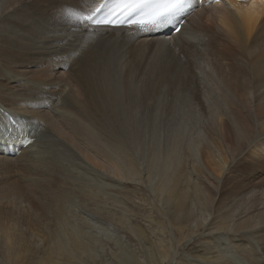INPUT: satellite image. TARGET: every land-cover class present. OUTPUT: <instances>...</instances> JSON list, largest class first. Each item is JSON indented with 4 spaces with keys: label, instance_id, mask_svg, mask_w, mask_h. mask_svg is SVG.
Wrapping results in <instances>:
<instances>
[{
    "label": "rangeland",
    "instance_id": "374dc122",
    "mask_svg": "<svg viewBox=\"0 0 264 264\" xmlns=\"http://www.w3.org/2000/svg\"><path fill=\"white\" fill-rule=\"evenodd\" d=\"M49 1L0 0V85L4 88L3 92L10 88L9 93L24 87L31 91L41 89V86H45L44 88L50 86L51 89H47L54 98L61 96L69 105L67 110L60 106L57 109L31 110L23 106H14L28 117H31L29 113L32 111L43 112L42 116L48 123L41 119L37 126L56 135L57 139L67 145V151L70 152L69 155L63 152L64 148L48 145L46 141H42L43 137L38 139L43 145L50 146L44 152L46 165L42 169V176L47 178L53 175L66 187L71 196L67 205L69 212L67 225L78 229L79 235L70 236L65 242L70 246L74 240L86 247L82 254H77L70 261L63 256L62 264H107V261L124 264L119 259L121 248L108 240L109 238L106 239V236L103 238L102 247L98 238L88 236V232L91 231L99 235L97 232L100 231L97 229L100 228H88L85 222L87 217L110 225L115 230L117 238L130 247L129 256H125L127 261L129 257L135 256L141 264H152L149 257L153 255L150 250H153L156 257L160 256V252L166 251L167 258L161 260V264H226L228 260H220L213 251L209 254L213 263H204L201 259L196 262L191 254L194 246L202 247L206 225L216 213L233 211L238 220L249 222L258 220L255 217L264 216V158L261 156L254 158L248 152L252 145L260 143L264 138V115L255 114L258 104H264V83L256 95L254 90H248L251 93H247V101L240 98L234 85L233 66L240 67L246 64L251 76L253 67L250 68L241 55L234 57L227 55L222 59L219 51L222 52L223 49L216 44H209L214 49L209 50L211 52L203 57L206 64H209L206 76L200 73L201 68L198 64L193 65L192 57L184 58L183 53L177 51L183 69L179 75H185L187 81L180 83L183 89L178 85V88L163 85L160 105L152 103L153 91L147 90L146 82L150 85V80L154 76L148 75L145 81L144 75L131 72L130 66L118 67L120 63L115 64L112 69L114 72L111 87L119 101L121 125L119 135L111 137L110 134H105L101 124H88L87 119L92 118L93 114L87 112L89 107L84 103V93L68 67H56L54 70V66L59 64L54 61L48 66L45 65L50 55L52 57L49 62L52 58L60 57L59 52L65 53L71 49H60L54 54L48 53L47 56L35 54V48L46 43H39L37 37L45 36L43 33L50 30V26L43 27V23L42 28H37L38 21L53 12L60 14L59 16L63 15L55 5L57 0ZM209 7L208 4L204 5V2L200 3L197 9L195 6L191 14L189 13L190 16L187 15L185 22L188 21L194 29L200 28V32L213 35V30L206 19L207 15L204 21L199 22L202 18L201 13ZM11 34H17L22 44L34 41L30 51L18 53L13 45L6 42ZM215 37L217 38L218 34H215L214 39ZM150 39L152 36H139L137 44L138 41L150 42ZM49 40L50 36L46 41L51 45ZM200 45L201 43L198 48L203 50L204 48H201L203 46ZM30 58L40 60L25 65L24 60ZM188 74L193 78L188 77ZM210 74L213 75V80L209 79ZM234 74L236 76V73ZM13 76H16L19 82L9 85ZM227 94L236 104V108H239L240 116L247 115V118L239 119V122L231 118L230 108L221 104ZM255 97H259V103L254 100ZM0 102L7 107L11 103L1 97ZM59 103L62 105V99ZM74 103L79 105V113L74 110ZM54 112L56 117H59L58 120L67 125L66 129L54 127L56 121L53 118ZM221 121L229 128L230 133L224 137H221L218 130ZM75 126L80 127V132L72 130ZM81 129L85 131V135ZM87 135L93 136L114 161L108 158L101 159L93 152L88 153L85 141ZM15 157H18V153ZM219 162L224 165L223 176L218 171ZM114 163H117L116 168ZM19 165L20 162L13 166L0 165V181L8 177L22 179L28 183L36 181V177L27 176ZM110 179L113 181L110 182ZM175 182H180L179 190L188 194L190 192L193 197L190 207L195 212L189 223L173 221L171 216H168L171 212L167 204L170 194L160 186L168 187ZM257 205L259 211L255 212ZM175 223L182 225L172 226ZM133 228L141 229L144 236L140 238L135 236ZM193 232H200L193 240L199 239L198 243H191ZM257 233H261V237H258ZM31 234L33 242L38 243L37 247L43 248L46 242L43 234L36 228ZM181 235L189 236L190 239L182 240ZM234 236H230V240L238 241L239 247L232 246L229 237H223L230 248L234 247L231 250L232 255L237 257L239 255L238 258L243 264H264V229Z\"/></svg>",
    "mask_w": 264,
    "mask_h": 264
},
{
    "label": "bare ground",
    "instance_id": "6f19581e",
    "mask_svg": "<svg viewBox=\"0 0 264 264\" xmlns=\"http://www.w3.org/2000/svg\"><path fill=\"white\" fill-rule=\"evenodd\" d=\"M211 1H204V5L208 4L210 7L205 9L204 13H201L202 18L199 19V22L204 21V17L206 18L207 15L206 19L209 22V27L213 30V35H210L211 33L206 31V33L200 32V28L194 29L186 21L178 35L172 36L169 33L171 35L169 36L166 34L163 26L173 23L176 18H171V20L152 27L137 25L134 27L117 28L94 27L91 25L86 13L81 19L69 18L65 15V11H63L66 8L63 5H80L91 10L92 8L98 9L104 2L103 0H85L80 2L77 0H57L55 5L57 9L63 12V15L59 16L60 14L53 12L38 21L37 28H42L41 23H43V27L50 26V30L47 33H43L45 36L37 37L39 43H46L43 46L35 48V54L47 56L48 53L54 54L60 49H71V51L65 53L59 52L60 57L52 58L49 62L52 57L50 55L45 65L48 66L54 61L59 63L54 66V70L56 67H68L70 72H72L74 80L79 82L80 88L84 93V103L88 104L87 107H89L87 112L93 114L92 118L87 119L88 124H101L105 129V134H110L111 137L119 135L121 125L119 101L111 87V77L114 72L112 69L118 63H120L118 67L128 65L131 72L142 73L145 81L148 75L154 76L150 80V85L146 82L147 90L149 92L153 91L151 94L152 103L156 102L161 105L162 97H160V93L162 92L163 85L174 88L181 87L183 89L180 83L187 81L185 75H179V72L183 69H181L179 63L180 56H178V52H182L184 58L192 57L194 59V64L193 62L192 64H198L201 68L200 73L206 76L209 64H206L203 57L211 52L209 50L214 49L209 44H216L223 49L222 52L219 51V56L221 55L222 59L227 57V55L230 57L241 55L245 58L246 63L250 65V68L253 67V76H251L248 71L249 67L246 64L244 66L240 65V67H238L239 65L233 66L234 73L237 76L232 72L235 78L236 93L240 98L247 101V93H251L248 90H254L256 95L260 92L261 86L264 83V0H228L222 1L219 4H213ZM190 3L193 8L196 6V9L200 5L199 0H190ZM201 24L198 23V25ZM170 27H174V24H171ZM216 31L217 33H215ZM215 34H218V37H215L216 39H214ZM145 35L152 36L150 42L145 41L143 43L141 41L142 43H139L138 41L137 44V37ZM163 35L166 37H163ZM49 36L51 38L49 40L51 41V45H48V41H46ZM7 38L6 42L13 45L18 53L29 52L31 46L34 44V41H31L29 44L20 43L17 34H11ZM10 41L12 42L10 43ZM200 43V46H203L201 48H204L203 50L198 48ZM126 57H129L130 61ZM35 60H40V58L24 60V64L30 65ZM188 77L192 76L188 74ZM213 78V75L210 74L209 79L213 80ZM17 82H19V79L13 76L10 79L9 85ZM44 87L41 86V89L37 88L31 91L24 87L19 91L9 93L8 90L10 88L3 92L2 89L4 88L0 85V97L7 102H11L8 105L11 108L0 102V165L13 166L17 162H20L19 167L22 168L27 176L36 177V181L33 183L12 177L0 181V264H62L63 256L70 261L77 254H82L86 250V247L77 241L72 240L70 246L65 242L70 236L75 237L76 234L79 235L78 229L70 227V224L67 225L69 223L67 205L71 199L69 192L53 175L47 178L42 176V169L46 165V156L44 154L46 149L56 145L59 148H64L63 152L70 155V152L67 151V145L61 142L60 139H57L56 135L46 131L43 127L39 128L37 126V122L41 119L46 124L48 123L45 117L42 116L43 112L32 111L29 113L31 117H28L27 115H23L17 108L18 106H23L28 110L32 108L57 109L60 106L65 110L69 109L65 98L61 96H55L54 98L52 93L47 89L50 86ZM21 91L25 93L20 94ZM61 99L62 105H59ZM254 100L259 103V97H255ZM221 104L230 108L229 113L232 114L231 118L236 122H239V119L247 118V115L245 117L240 116L239 108H236V104L228 94L224 96ZM73 106L74 110L79 113V105L74 103ZM233 107L236 109H232ZM255 114L257 116L264 115V104H258ZM53 118L56 120L53 124L55 128H67L64 122L58 120L59 117H56L55 112L53 113ZM11 121L17 122L15 126ZM72 130L80 132V127H72ZM218 130L222 135L221 137L229 133V128L225 127L222 121L218 126ZM81 132L85 135L83 129H81ZM26 137L31 140L33 139L32 145L29 147H26L23 143ZM41 137H43L42 141H46L50 146L43 145L42 142L40 143L38 139ZM237 140L239 142L240 139L238 138ZM85 141L88 153L93 152L95 155H99L101 159H113L105 149L100 147L97 143L98 141H95L93 136H85ZM248 152L254 158L256 156L264 158V138L260 143L252 145L248 149ZM17 153L18 157H15ZM110 163L112 162L110 161ZM114 165L116 168L117 163H114ZM218 171L223 176L224 165L220 162ZM109 181L112 182L113 180L111 181L110 179ZM179 183L175 182L168 187H160L170 194L167 204L171 212L168 216H171L173 221L180 220L189 223L195 212L190 207L193 197L190 192L188 194L183 190H179ZM105 185L111 184L106 183ZM23 204L26 206L24 207ZM256 207L257 210L255 212L259 211L258 205ZM255 218L258 220L249 222V220H238V216L233 211H220L216 213L206 225L207 227L202 237V247L198 248L194 246L195 248L191 254L192 259L196 262L201 259L204 263H213L212 258H209L210 251H213L220 260L227 259L228 262L226 264H243V261L238 258L239 255L238 257L232 255L231 250L235 246L239 247V243L238 241L230 240V236L257 231V229L263 230L264 216ZM85 222L90 229L100 228L97 229L100 231L97 232L99 235L91 233L93 232L91 231L88 232V236L98 238L101 246L103 238L106 236V239L109 238L108 240H111L116 246L121 248L122 253L119 256L121 263L141 264L136 260L135 256L129 257V261L125 259L126 255L129 256L130 247L126 246L123 240L121 241L117 238L115 230L110 225H104L100 221L89 217H87ZM173 225L180 226L182 224L175 223ZM35 228L43 234V238L46 241L41 249L37 247L38 243L33 242L31 232H35ZM132 231L139 238L144 236L141 229L133 228ZM198 233L200 232H193L191 243L199 242V239L193 241L194 236L197 237L199 235ZM257 234L259 235L258 237H261V233ZM181 236L182 240L190 239L189 236ZM224 236L229 237V243L233 244V249L230 248L228 243L224 242ZM221 249L222 251H220ZM150 251L153 254L149 257L152 264H161L160 261L167 258L166 251L160 252V256L158 257L154 255L153 250ZM219 259L217 261H220ZM107 262V264H115L110 261ZM199 263L202 262L199 261Z\"/></svg>",
    "mask_w": 264,
    "mask_h": 264
},
{
    "label": "snow or ice",
    "instance_id": "6c2138e0",
    "mask_svg": "<svg viewBox=\"0 0 264 264\" xmlns=\"http://www.w3.org/2000/svg\"><path fill=\"white\" fill-rule=\"evenodd\" d=\"M189 6V0H112L108 12L101 18L95 19L97 25H107L113 27L119 20L123 22L126 16L133 14L141 15V20L138 21L141 25L160 24L164 21L171 20ZM65 15L72 19H81L85 13L88 18H91L94 12L100 9L88 10L84 6H68L65 8ZM176 31H179L177 27ZM15 126L16 121H11ZM7 127V125H5ZM31 142L30 140L28 141Z\"/></svg>",
    "mask_w": 264,
    "mask_h": 264
}]
</instances>
